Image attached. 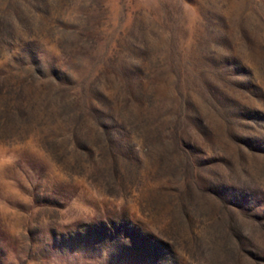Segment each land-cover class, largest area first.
Segmentation results:
<instances>
[{
  "label": "rangeland",
  "instance_id": "1",
  "mask_svg": "<svg viewBox=\"0 0 264 264\" xmlns=\"http://www.w3.org/2000/svg\"><path fill=\"white\" fill-rule=\"evenodd\" d=\"M0 264H264V0H0Z\"/></svg>",
  "mask_w": 264,
  "mask_h": 264
}]
</instances>
